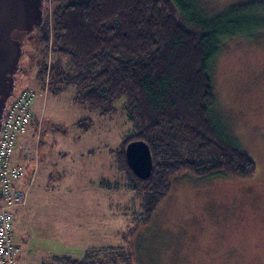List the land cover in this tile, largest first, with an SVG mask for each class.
Returning <instances> with one entry per match:
<instances>
[{
  "label": "rangeland",
  "instance_id": "rangeland-1",
  "mask_svg": "<svg viewBox=\"0 0 264 264\" xmlns=\"http://www.w3.org/2000/svg\"><path fill=\"white\" fill-rule=\"evenodd\" d=\"M192 1L208 19L239 6L264 5V0ZM52 11V0H47L48 67L55 61ZM249 12L253 13L251 7L244 11ZM259 14L262 24L256 29L223 39L210 66L213 120L255 162L253 176L199 177L181 171L171 179V191L150 222L132 235L126 233L134 228L136 216L142 218L140 199L98 182L119 180L116 159L110 158L109 150L115 152L134 127L120 111L103 118L96 110L75 103L72 89L59 96L49 93V78L43 87L39 77L44 29L26 38L7 104L20 93L30 92L42 125L30 126L22 134L32 147L29 159H33L23 164L32 168L34 176L24 185L25 205L14 211V241L19 248L15 264H40L52 254L81 257L91 248L128 246V242L135 264H264L263 8ZM86 118L93 126L85 133L77 121ZM90 181L100 189L89 187ZM100 259L112 261L115 256L106 253Z\"/></svg>",
  "mask_w": 264,
  "mask_h": 264
},
{
  "label": "trees",
  "instance_id": "trees-1",
  "mask_svg": "<svg viewBox=\"0 0 264 264\" xmlns=\"http://www.w3.org/2000/svg\"><path fill=\"white\" fill-rule=\"evenodd\" d=\"M52 5L55 61L47 66L50 34L45 13V50H40L44 56L39 69L42 86L48 77L52 95L72 89L75 103L96 110L103 118L120 111L134 127L115 152L109 150L110 158L116 159L119 180L98 182L140 199L142 218L136 216L134 228L126 234L150 222L171 191V179L181 171L199 177L216 173L238 179L253 176L255 162L213 120L210 66L223 39L247 34L262 24V3L239 6L212 19L202 15L192 0H52ZM247 7L253 13H244ZM37 112L33 107L29 124L36 129L42 125ZM77 126L86 133L93 123L86 118L77 121ZM19 138L12 162L25 170L17 183L25 191L26 178L34 173L23 164L33 160L25 149L32 147L26 142L20 147ZM136 140L145 141L152 153L153 173L146 180L127 164L126 147ZM19 148L25 160H15ZM128 243L88 249L81 257L52 254L40 264H117V260L135 264ZM106 253H114L115 259H100Z\"/></svg>",
  "mask_w": 264,
  "mask_h": 264
},
{
  "label": "water",
  "instance_id": "water-1",
  "mask_svg": "<svg viewBox=\"0 0 264 264\" xmlns=\"http://www.w3.org/2000/svg\"><path fill=\"white\" fill-rule=\"evenodd\" d=\"M45 13L46 0H0V135L8 104L16 98L7 104L14 90L15 74L21 68L24 43L30 34L43 29ZM125 155L138 178L151 177L153 157L145 141L130 142Z\"/></svg>",
  "mask_w": 264,
  "mask_h": 264
},
{
  "label": "built area",
  "instance_id": "built-area-1",
  "mask_svg": "<svg viewBox=\"0 0 264 264\" xmlns=\"http://www.w3.org/2000/svg\"><path fill=\"white\" fill-rule=\"evenodd\" d=\"M33 95L20 93L8 104L0 135V264H15L19 251L14 242V211L26 203V190L17 183L24 177V168L12 162L18 138L29 129L33 117ZM32 148L25 151L30 156Z\"/></svg>",
  "mask_w": 264,
  "mask_h": 264
},
{
  "label": "crops",
  "instance_id": "crops-1",
  "mask_svg": "<svg viewBox=\"0 0 264 264\" xmlns=\"http://www.w3.org/2000/svg\"><path fill=\"white\" fill-rule=\"evenodd\" d=\"M19 141H20L19 146L21 147V145L25 142V141H24V136H23V137L21 136V137L19 138ZM20 150H21V149L19 148V150H18V152H17V154H18L17 156H18V157L15 158V160H16V159H17V160H21V161H22V160H25L24 157L22 158V156H21V154H20ZM27 166H29V165H27ZM29 167H30V166H29ZM32 176H34V174H32L31 176L29 175L28 177H32ZM28 177L26 178V182L28 181ZM100 178H102V177H100ZM100 178H99V179H100ZM93 185H96L94 181H90V182L88 183V186H89V187H90V186H93ZM96 186H97V185H96ZM85 188L87 189V187H85ZM97 189L99 190L100 188H98V186H97ZM98 190H96V191H98ZM96 191H95V192H96ZM91 249H92V248H91Z\"/></svg>",
  "mask_w": 264,
  "mask_h": 264
}]
</instances>
